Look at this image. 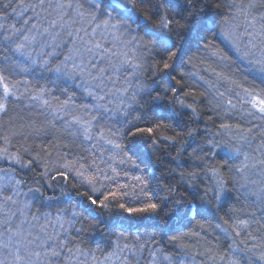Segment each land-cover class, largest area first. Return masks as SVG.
Wrapping results in <instances>:
<instances>
[{"label": "snow or ice", "instance_id": "6c2138e0", "mask_svg": "<svg viewBox=\"0 0 264 264\" xmlns=\"http://www.w3.org/2000/svg\"><path fill=\"white\" fill-rule=\"evenodd\" d=\"M0 264H264V0H0Z\"/></svg>", "mask_w": 264, "mask_h": 264}]
</instances>
